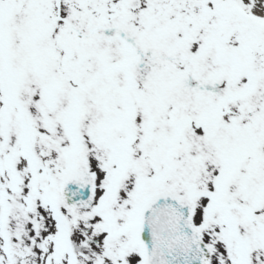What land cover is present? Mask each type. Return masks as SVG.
Listing matches in <instances>:
<instances>
[{
  "label": "snow or ice",
  "instance_id": "1",
  "mask_svg": "<svg viewBox=\"0 0 264 264\" xmlns=\"http://www.w3.org/2000/svg\"><path fill=\"white\" fill-rule=\"evenodd\" d=\"M0 264H264V0H0Z\"/></svg>",
  "mask_w": 264,
  "mask_h": 264
}]
</instances>
